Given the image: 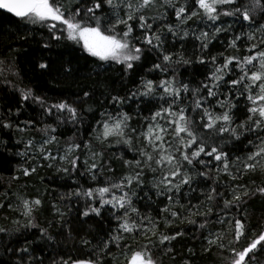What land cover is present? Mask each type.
<instances>
[{
    "label": "snow or ice",
    "instance_id": "1",
    "mask_svg": "<svg viewBox=\"0 0 264 264\" xmlns=\"http://www.w3.org/2000/svg\"><path fill=\"white\" fill-rule=\"evenodd\" d=\"M73 2L75 7L67 6L63 0H0V10L33 25L46 26L51 39L57 42L62 39L72 41L80 45L90 57L102 62L123 65L125 73L134 68L146 51H157L158 58H162L159 63H153L150 71L167 72L168 67L173 63L184 65L192 63V60L186 58L183 53H171L164 49L160 30H154L153 23L149 22H154L157 17L147 14L158 5L174 9L178 23L175 26L166 25L167 32L174 37L186 38L189 32L184 31L181 34L180 25L187 24L194 18L212 23L214 32L211 36L206 31H201L195 36V39L200 41L202 52L207 51L211 40L219 33L227 32L231 28V25L228 28L216 26V22L222 17H232L238 23L247 22L249 28H256V31L235 35L228 42L227 48L236 49L239 53L237 41L241 40L242 35H246L247 41L251 43L245 47L243 54L225 56L221 52L218 54L222 58L219 63L217 55L207 58L203 55L198 57V63H210L213 68L205 77V81L201 82V86L191 90L193 100L190 106L184 105L183 101L186 96H182V93H189V86L178 83L175 75L159 82L142 79L140 87L131 91L129 95H109L108 99L113 105H122L128 99L138 96L151 97L157 94L158 89L161 90L159 99L163 103L149 118H146L149 120L146 129L137 134L136 128L130 124L132 117L122 110H117L115 113L102 111L101 119L96 121L97 126L93 129V138L102 145L111 146L114 141L116 144H123L131 149L134 140L139 141L142 138L143 143L137 149L139 158L134 157L132 160L124 161L125 166L132 169L128 174L117 180H106L96 187L81 186L69 193L68 198L75 196L85 200L81 213L83 217L93 215L100 217L105 208L122 210L120 215L112 213L119 223L115 231L96 246L95 256L76 259L71 256L65 259L61 256L59 259L54 258L51 264H103L101 254L105 257L112 256L111 245H114L123 257L120 261V256H112L113 264H117V261H120V264H158L153 255L156 243L152 237H157L159 244L163 245L165 242L170 243L176 240L183 233L177 231L168 235L159 232L160 221L150 215H141L139 209L135 207L132 197L136 196V192L132 189L134 186H142L145 169L160 173L153 187L156 189L157 196H165L168 201L160 210L166 214L162 217L166 228L171 227L176 219H179L181 223L187 220L188 223L194 224L196 221L189 217L211 215L213 211L211 205L218 199H223V209H229L238 206L245 197L257 194L264 196V186L250 189L245 185L237 184L230 186L231 199H226L224 192L218 191V187L215 186L221 173L227 175L232 181L239 178L231 170L236 163L242 166L237 168V172L241 174L255 173L258 170L264 173V164L261 163L264 160V35L257 38V32L264 33V24L260 23L264 21V0H191L190 4L188 0H184L183 3H179L178 0H162V3L160 0H73ZM105 6H107V11H105ZM97 13H102V15ZM137 30H139V35L134 34ZM19 38L26 39L23 35ZM43 47L48 48L49 44L45 43ZM15 51L14 48L10 49L9 54ZM3 63L4 61L0 59V65ZM39 67L46 69L49 65L40 63ZM2 73L3 69L0 68V74ZM229 75L233 78L226 80L225 77ZM222 86L227 89L224 93L221 92ZM20 93L21 101L33 100L40 104L48 115H53V110H55L56 114L67 113V119L73 123L80 120L78 108L67 101L46 105V101L34 95L31 89L27 91L20 89ZM91 96V91H83V98L90 99ZM221 96L223 99L220 98ZM212 98H215V106L211 104ZM241 99L244 101L245 115L239 123H236L237 116L234 109H237ZM216 108L221 111L217 112ZM189 112L194 115H190ZM17 114H19V109H17ZM196 116L199 117L198 121ZM57 118L63 122V118L59 116ZM24 123L25 128H17L18 131H25L26 128L32 126V121ZM12 127V123L0 119V128L10 129ZM40 131H43L46 137L37 149L43 160L55 162L59 159L69 164L72 171H76L80 161V156L76 153L83 147L90 153V158L83 161L85 171L93 181L97 180L98 173H102L105 167L102 163V152L93 151L91 143L71 142L64 150V155L54 156L48 150L47 145L57 142V137L51 134L55 133L56 129L51 125H46ZM208 133L218 137L228 134L235 140H240L245 134H251L252 138L248 139L249 151L243 159L236 157V160L230 163V155L223 147L207 143ZM34 147L33 140L25 143L26 150ZM26 154L27 152L18 153L21 156ZM203 157L209 159L205 160ZM213 161L216 163L213 164ZM197 165L202 166L203 170H197L193 174L190 170L196 169ZM52 166L53 163L47 164V167ZM213 167L216 171L215 177L210 175ZM36 170V167L21 169L24 176ZM57 170L65 173L69 171L66 167ZM111 170L109 166L107 171ZM195 176L213 180L214 186L202 193L208 203L207 212H201L199 205L190 207L181 205L179 211L175 210V205L179 204V201L174 200L173 197L180 192L183 186H190ZM253 184H255L254 181ZM22 204L21 214L27 218L25 227H37L33 223V212L39 210L42 200L40 198L23 199ZM53 208L61 218L64 217L65 213L61 212L56 205H53ZM133 215L135 219L132 218ZM13 222L19 224V221ZM228 223L234 226L233 240L230 244L239 243L242 237L247 239L245 223L241 219L234 218ZM200 227H205V224H201ZM39 231L41 238L53 240L47 229L40 228ZM0 233L10 235L8 229L4 227H0ZM137 236H142L147 243L141 244L136 239ZM128 237H131L138 246L134 247L133 244L128 243ZM217 240H222V237L209 239L208 243L209 245L216 244ZM81 243L88 245L91 242L82 238ZM219 246L224 247L222 243ZM258 246L264 249V231L258 235L253 233V238L242 249L232 247L230 250L233 255L230 264H252ZM5 251L15 257L11 264H44V260L36 257L28 244L18 248L9 246L5 248ZM167 251H171V248Z\"/></svg>",
    "mask_w": 264,
    "mask_h": 264
},
{
    "label": "trees",
    "instance_id": "2",
    "mask_svg": "<svg viewBox=\"0 0 264 264\" xmlns=\"http://www.w3.org/2000/svg\"><path fill=\"white\" fill-rule=\"evenodd\" d=\"M69 7H75L73 0H63ZM162 3V0H160ZM183 3L184 0H178ZM191 3V0H188ZM107 11V6H105ZM102 15V13H97ZM123 13H121L122 15ZM150 16H156L153 23L154 30H160L164 41L163 47L171 53H183L186 58L192 60L191 64H171L167 72L159 70L150 71L153 63H159V53L157 51H146L141 60L136 63L132 70L127 73L123 65L114 62H102L96 58L90 57L85 53L80 45L66 39L57 42L51 39L46 26L41 24H31L25 20L14 17L10 14L0 11V59L4 61L0 68L3 73L0 74V119L10 122L13 127L10 129L0 128V227L7 228L10 235L0 233V264H11L15 257L5 251L6 247H20L28 244L30 250L36 257L42 258L44 264H51L52 260L59 259L61 256L67 259L71 256L76 258H88L95 256L94 249L103 239L113 233L117 228L119 221L112 215H120L122 210H102L100 217L81 215L85 200L68 194L83 186L96 187L104 181L112 179L117 180L128 174L132 169L125 166L124 161L139 158L137 149L142 145L143 139L134 140L133 147L130 149L126 145L116 144L114 141L111 146L100 144L96 141L93 129L96 128V121L101 119L102 111L115 113L117 110L127 112L132 120L130 124L136 128L137 134L147 128L149 118L155 112L161 103L159 94L151 97H136L128 99L122 105H113L108 99L109 95L127 96L131 91L140 87L142 79H151L159 82L162 79H170L175 75L178 83L188 84L189 93L183 103L191 105L193 97L191 90L199 88L201 82L205 81L213 68L210 63L200 64L198 57L206 58L212 55L218 56V63L222 61L219 53L223 52L225 56L243 54L245 47L251 43L247 41L246 35L241 36L237 41L239 53L236 49L227 48L228 42L235 35L247 34L256 31V28H249L247 22L238 23L232 17H222L216 22V26L231 28L227 32L219 33L211 40L206 52L200 49V41L195 39L201 31H206L212 35L214 28L211 22L207 20L193 19L187 24L180 25L179 32L182 34L188 31L189 35L181 39L180 36L174 37L167 32L166 25H176L178 22L175 17L174 9L171 7H160L151 9ZM264 24V21H260ZM135 35H139L137 30ZM23 35L26 39H20ZM264 33L257 32V38ZM45 43L49 44L44 48ZM16 49L10 53V49ZM227 49V50H226ZM40 63L49 65L46 69L39 67ZM233 78L232 75L225 79ZM20 89L27 91L31 89L34 95L40 96L46 101V105L67 101L78 108L80 120L73 123L67 119V113L53 115L45 113L44 108L29 99L21 101ZM92 92L90 99L83 98V91ZM225 87H221V92H226ZM203 95V93H201ZM223 99V96L220 97ZM212 106H215V98L211 99ZM19 109V114H17ZM91 109V110H89ZM221 111L219 108L215 109ZM236 112V123L244 117V101L241 99ZM190 115H194L189 112ZM63 118L60 122L57 117ZM197 121L199 117L196 116ZM25 121H32V126L25 131H18L17 128H25ZM163 123V121H161ZM46 125H51L56 129L51 133L57 137V142L47 145V148L54 156L64 155V150L71 142L91 143L93 151L102 152V163L105 166L102 173H98L96 181H93L90 175L85 171L83 161L90 158L87 149L81 147L77 150L80 156L79 166L76 171H72L71 166L66 162L57 159L55 162L43 160L37 149L40 143L45 139V134L41 129ZM203 132V130H202ZM207 143L223 147L230 155V163L236 160V157L242 159L249 151L248 139L251 134L241 136L240 140L232 139L228 134L218 137L215 134H207ZM28 140L35 142V147L29 150L25 149V143ZM27 152L21 156L18 153ZM208 160V157H203ZM91 163V160L89 159ZM48 163H53L52 167H47ZM216 162L213 161V164ZM264 164V160L261 161ZM111 171H107L108 167ZM36 167V172L28 176L22 174V168ZM68 168V173L58 171V168ZM187 167V166H186ZM242 167L239 163L232 166L233 174L239 178L232 181L227 175L220 174V178L215 186L218 191L224 192V198L231 199L230 186L237 184L245 185L248 188L264 186V173L257 171L241 174L237 168ZM197 170H203L202 166L197 165L196 169L190 170L193 174ZM216 176L215 167L210 174ZM160 173H153L145 169L141 187H133L132 191L136 196L132 197L135 207L139 209L141 215H150L159 220L158 231L168 235L177 231L183 233L176 240L159 244L157 237L152 240L156 243L153 249L154 258L158 264H230L233 253L231 248L238 250L246 246L253 238V233L259 234L264 231V196L251 195L245 197L238 206L229 209H223V199L213 202L212 214L209 216H191L190 219L196 223H183L179 219L173 221L171 227L166 228L162 217L166 216L160 210L168 203L165 196H157L153 184L159 179ZM17 177V179H14ZM253 181L255 184H253ZM213 185L212 179H204L195 176L190 186H183L178 194L173 198L178 200L175 210H180V206L190 207L199 205L201 212H207L208 203L202 193L207 192ZM40 198L42 205L38 211L33 212V223L37 227H25L27 218L21 213L23 211V199L32 200ZM203 202V204L201 203ZM11 205V207H10ZM56 205L61 212L65 213L61 218L53 208ZM135 219V215L132 217ZM241 219L245 223V233L247 239L242 237L239 243L230 244L233 240V225L228 221ZM13 221H19V224ZM223 221V222H221ZM205 224L201 228L200 225ZM40 228H45L48 234L53 237L49 241L41 238ZM127 235V234H125ZM217 236L222 240H217L216 244L209 245V239H215ZM87 239L91 243L84 245L81 239ZM136 239L141 243H147L142 236ZM128 243L137 247L131 237L127 239ZM223 244L221 248L219 245ZM112 256H120L119 250L111 245ZM171 248V251H167ZM112 256H103V264H113ZM123 257L120 256V261ZM117 261V264H120ZM252 264H264V249L258 246L255 253V260Z\"/></svg>",
    "mask_w": 264,
    "mask_h": 264
},
{
    "label": "water",
    "instance_id": "3",
    "mask_svg": "<svg viewBox=\"0 0 264 264\" xmlns=\"http://www.w3.org/2000/svg\"><path fill=\"white\" fill-rule=\"evenodd\" d=\"M1 12H4V13H7L6 11H4V10H0ZM7 14H9V13H7ZM10 15H12V14H10ZM13 16V15H12ZM15 17V16H14Z\"/></svg>",
    "mask_w": 264,
    "mask_h": 264
}]
</instances>
